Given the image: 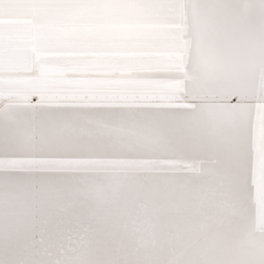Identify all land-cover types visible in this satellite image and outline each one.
<instances>
[{"label":"bare ground","instance_id":"6f19581e","mask_svg":"<svg viewBox=\"0 0 264 264\" xmlns=\"http://www.w3.org/2000/svg\"><path fill=\"white\" fill-rule=\"evenodd\" d=\"M239 10L213 8L204 0H91L87 4L38 7L27 0H3L0 20L22 35L31 20L40 28L38 46L47 53L43 70L49 94L115 97L118 89L153 87L142 82L143 66L175 75L193 59L197 68L224 81L193 99L214 105L236 79L249 86L264 72L259 49L247 51L238 67L203 54L210 32L235 33L252 43L264 23L261 0H235ZM254 25L256 27H254ZM171 86V85H170ZM20 86L9 83L4 98ZM40 92L39 87L34 88ZM22 102V100H21ZM223 107L227 108L224 104ZM256 126L259 112L245 109ZM10 162V166H11ZM181 160L108 158L74 165L88 179L61 184L0 186V260L5 264H264V202L254 196L248 218L223 216L212 198L213 179L183 167Z\"/></svg>","mask_w":264,"mask_h":264},{"label":"snow or ice","instance_id":"6c2138e0","mask_svg":"<svg viewBox=\"0 0 264 264\" xmlns=\"http://www.w3.org/2000/svg\"><path fill=\"white\" fill-rule=\"evenodd\" d=\"M27 2L48 8L91 0ZM204 2L216 9L240 8L235 0ZM12 27L0 20V98L9 83L20 86L17 99L11 98L17 94L8 93L0 104V186L27 183L39 189L46 183H79L89 177L73 166L100 159L181 160L183 167L213 179L216 210L229 217L238 213L240 226L247 222L252 198L264 202V72L250 88L236 79L227 81L231 90L213 106L211 122L205 105L193 97L196 90L207 94L225 82L200 71L195 58L175 75L135 66L133 71L144 74L140 80L153 87L121 88L115 97L49 94L51 76L42 66L47 53L37 37L67 29L40 28L25 20L16 25L24 28L17 36L10 34ZM251 49H259L257 58L264 63V23L250 44L238 41L235 33L213 30L203 54L218 64L238 67ZM35 87L41 91L35 92ZM245 109L259 112L256 126Z\"/></svg>","mask_w":264,"mask_h":264}]
</instances>
